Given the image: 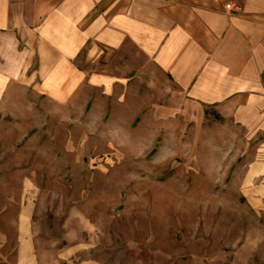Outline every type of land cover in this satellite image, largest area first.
<instances>
[{
    "label": "rangeland",
    "instance_id": "rangeland-1",
    "mask_svg": "<svg viewBox=\"0 0 264 264\" xmlns=\"http://www.w3.org/2000/svg\"><path fill=\"white\" fill-rule=\"evenodd\" d=\"M87 75L66 104L26 84L0 98V264H244L228 239L264 213L234 184L240 155L207 151L224 122L160 136Z\"/></svg>",
    "mask_w": 264,
    "mask_h": 264
},
{
    "label": "crops",
    "instance_id": "crops-1",
    "mask_svg": "<svg viewBox=\"0 0 264 264\" xmlns=\"http://www.w3.org/2000/svg\"><path fill=\"white\" fill-rule=\"evenodd\" d=\"M87 74L112 103L149 106L160 136L194 122L214 138L216 114L207 151L240 155L234 184L264 213V0H0V98L26 84L66 104ZM228 240L264 264V225Z\"/></svg>",
    "mask_w": 264,
    "mask_h": 264
}]
</instances>
